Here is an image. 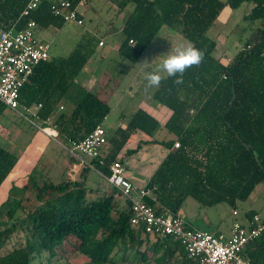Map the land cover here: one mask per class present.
I'll return each instance as SVG.
<instances>
[{
    "label": "trees",
    "instance_id": "trees-1",
    "mask_svg": "<svg viewBox=\"0 0 264 264\" xmlns=\"http://www.w3.org/2000/svg\"><path fill=\"white\" fill-rule=\"evenodd\" d=\"M30 0H0V28H24L34 20L39 29H61L66 21L51 10L52 0H42L30 17L22 12ZM83 20L79 8L88 0H68ZM113 8L132 10L124 20L121 56L137 63L164 27L179 28L191 46L203 53L202 61L179 77H166L153 100L172 111L164 126L145 110H138L126 127L111 137L105 165L109 173L130 136L141 130L154 136L160 129L174 136L153 139L169 153L145 188L153 193L145 202L157 213L178 215L188 197L205 207L228 202L238 210L264 183V0H107ZM252 4L246 18L258 26L227 62L214 55L218 42L207 34L224 10ZM133 43H130V41ZM102 40H82L66 58L40 63L21 89L23 104H42L39 115L52 118L63 142H80L103 125L111 107L92 92L80 90L69 104L58 108ZM7 107L0 102V118ZM52 132V130H49ZM179 143L180 147L175 148ZM127 151V154L138 149ZM73 159V158H72ZM19 157L0 144V187ZM122 161V160H121ZM35 168L22 187L12 186L0 205V264H43L71 247L93 264H129L123 255L132 251L138 264H197L188 259L182 244L171 236L150 239L144 227L131 224V205L113 189L98 199H88L86 181L60 183L35 180ZM245 213L246 219L256 215ZM22 235V237H20ZM17 243L3 253L13 238ZM151 240H154L150 243ZM146 246L145 252L142 249ZM152 252L149 257L148 252ZM254 264H264V233L245 250Z\"/></svg>",
    "mask_w": 264,
    "mask_h": 264
},
{
    "label": "rangeland",
    "instance_id": "rangeland-1",
    "mask_svg": "<svg viewBox=\"0 0 264 264\" xmlns=\"http://www.w3.org/2000/svg\"><path fill=\"white\" fill-rule=\"evenodd\" d=\"M88 1V8L85 5L79 8V11L84 15L82 25L76 22H69L61 29L37 30L38 38L40 37L41 40L48 42L51 46L50 57H68L82 40L97 42L100 37L104 38L103 31L105 29L110 27L113 28V26L114 28L119 27L120 21L115 20L116 10L113 9L107 0ZM251 7L252 4L245 3L240 8L233 11L226 9L223 11L218 21L211 27L207 35L218 42V46L214 51L215 56L221 58L232 57L237 53V47L244 45L255 31L258 22H253L246 18ZM112 20H115V22L109 27V22ZM105 41L107 45L105 47H97L95 54L91 56L87 65L79 75V81L83 76H88L89 74H94L97 77L100 72H105L106 70L110 71L112 70L111 66H117L119 64H112L113 62L109 60V58H113L115 55H113V52L109 48V38L106 37ZM186 46H191V43L181 34L179 28L164 27L141 58L140 64L138 63L136 65L132 63L135 65L134 73H129L128 76L126 75V71L110 72L114 78L109 86L118 89L120 94L118 99L124 97L121 104L116 103L118 100L117 98H113L111 103L113 107L110 114L111 121L105 126L103 125L104 128H108L110 135L117 129V122L119 123V118L122 113L129 116L137 106H142L143 103L151 104L155 102L152 99V94L157 88L156 86L149 85L147 79L143 77H139V83L137 85L131 83L132 80H134V75L137 74L139 76L142 65L146 64L148 66L146 70H144L145 73L161 63L163 55L170 50L176 47ZM105 54H107L108 57H106L104 63H101V56ZM107 64H110V66L107 67ZM127 65L128 64L124 63L123 69ZM132 87L135 88L134 94L130 93ZM112 122H114V125H112ZM126 122L128 123V120ZM49 133L61 140V137L55 132L52 133L49 131ZM35 134L36 130H34V128L19 114L9 108L5 109L4 114L0 118V144L2 146L9 149L20 158L32 142ZM153 149H159V146L148 147L143 150L139 156L131 157L129 155L125 157L128 168L137 171L141 165H145L146 168L153 170L151 169L153 168L151 167L152 162L156 164V161L151 159L153 156ZM85 159L90 161V158L87 156H85ZM138 159L140 160L138 161ZM72 163L74 162L70 159L68 152L55 140L49 138L45 153L39 157L34 167L35 171L33 176L36 181L43 182V180L46 179L48 182L56 184L70 180L83 181V177L80 176V171L75 172L74 175L70 173L69 169L71 170ZM88 175L87 186L100 188L103 194L106 191L112 190L110 183L94 171L89 172ZM102 195L91 191L87 193L88 199L91 200L98 199ZM118 199H121L122 203L125 204L123 197L118 196ZM232 210L233 207L228 202H222L212 207H205L194 198L188 197L179 212L180 215L189 222L188 224L194 225L200 230L227 234L230 232L235 222L244 220L245 213L249 210H255L264 218V184L256 188L248 201L238 203L239 214L237 216L232 214ZM3 220L4 217L0 216V222ZM197 221H204L206 226L204 227L200 223L196 225L195 222ZM20 237H22V235ZM16 241L17 238L14 237L12 243L9 244L2 254L7 253V250L11 251L15 243H17ZM153 241L154 240H151L150 243ZM145 248L146 246L140 250L145 252L147 250ZM73 251L74 249L71 247L59 250L58 256L53 258L50 263L48 262V254H45L43 256V264H93L79 252L75 253ZM130 254H132L130 250H128L126 254L121 252L116 256V259L120 262L123 255H125V259L129 258V264H138V260L135 259L134 253L132 256H129ZM148 255L151 257L152 252L149 251Z\"/></svg>",
    "mask_w": 264,
    "mask_h": 264
},
{
    "label": "built area",
    "instance_id": "built-area-1",
    "mask_svg": "<svg viewBox=\"0 0 264 264\" xmlns=\"http://www.w3.org/2000/svg\"><path fill=\"white\" fill-rule=\"evenodd\" d=\"M42 0H30L22 12V16L30 17L36 11ZM51 10L59 16H63L66 23L76 22L83 24L78 16V10L73 9L68 0H52ZM38 24L29 20L24 28L3 29L0 28V102L10 110L19 114L29 125L53 139L57 138L49 133L55 129L52 118L42 119L39 110L42 104L29 106L21 102V89L33 75L34 69L42 62L50 60L51 46L48 42L38 38ZM130 43H133L131 40ZM104 42H100L103 46ZM227 62L232 57L226 58ZM63 109V107H61ZM108 143L107 131L103 125L95 127L80 142L68 141L61 145L68 154L86 167L97 171L105 178L113 189L131 205V224L134 227H144V234L150 239L173 237L184 247L187 257L197 264H254L246 256L245 250L249 242L259 238L264 233V219L258 214L246 223L236 222L230 235L211 233L189 227L184 219L171 213L162 211L157 213L155 208L145 202V198L152 196V191L147 188H138L125 175V167L121 160L117 159L109 166V173L105 174L95 163L105 165L104 147ZM180 147L179 143L175 148ZM90 158V161L85 159ZM238 215V211H233Z\"/></svg>",
    "mask_w": 264,
    "mask_h": 264
},
{
    "label": "crops",
    "instance_id": "crops-1",
    "mask_svg": "<svg viewBox=\"0 0 264 264\" xmlns=\"http://www.w3.org/2000/svg\"><path fill=\"white\" fill-rule=\"evenodd\" d=\"M113 9L116 10V19L115 20L120 21L119 27H117V28H114V26H113V28L110 27L115 22V20L110 21L109 22L110 28H107L103 31L104 38L103 37L99 38V40H102L104 42V45L103 46L99 45V47H105L107 45L105 38L108 37L109 43H110L109 48L113 52V55H115V56H113V58H109V60H111L113 62L112 64H115V63L116 64L119 63V64L117 66H111L112 70H110V71L106 70L105 72L104 71L100 72L97 77L94 74H89L88 76L87 75L83 76L79 81V77H80L79 76L75 80V82L73 83V85L71 86V88L69 89L67 94H65L63 100L60 102V104L58 106V108L60 110H64V109H61L62 106L70 108L71 105L69 103L72 102L71 100L74 98V96H76L80 92V90H83V91L92 92V93H95L96 95H98L100 98H102L104 101H106L108 103V105L111 107V111H112L113 107H112L111 103L113 101V98L118 99L120 94H119V91L117 88H113V87L109 86L110 83L112 82V79L114 78V76L110 72H114V71L115 72H118V71L124 72V71H126L127 73L126 72L125 73L128 76H129V73L135 72V65H133L132 62H130L129 60L124 59L119 52V48L123 42L122 29L124 26V20L126 19V16L128 15V13L132 10V8L129 7L124 11H118L116 8H113ZM52 29H54V27H50L48 29H41V30H52ZM149 47L147 48V50L149 49ZM145 52H144V54H145ZM144 54L142 55V57L144 56ZM106 57H108L107 54L101 56V63L105 62ZM51 58L57 59V58H66V57H50V59ZM140 61H141V59L135 64L136 65L138 63L140 64ZM124 63H126L128 65L126 66L127 68L125 67L123 69ZM109 66H110V64H107V67H109ZM147 67L148 66L146 64H143L141 67V71L139 72V76L137 74L134 75V80H132L131 83H134L137 85L139 83V81H138L139 77L140 78L143 77L144 79H147L146 78L147 72L144 73V70H146ZM112 86H113V84H112ZM156 89L152 95L155 94ZM134 91H135V88L132 87L130 90V93L134 94ZM152 99H153V96H152ZM123 100H124V97L123 98L120 97L116 103L121 104V102ZM140 109L145 110L152 117L156 118L159 121V123L161 124V126H164L172 115L171 110H169L166 107L159 106V104L156 102H153L151 104L150 103H147V104L143 103L142 106H137L133 110V112L130 113L129 116H126L125 114L122 113L120 118H119V123L117 122V125H118L117 129L121 128V127H126L127 126L126 121L128 120V122H129L132 115H134ZM111 111H110L109 115L106 117L105 121L103 122L104 126L109 121H111L110 120ZM112 125H114V122H112ZM34 130H36V134L34 135L32 142L29 144V146L27 147L25 152L20 156L18 163L16 164L15 168L12 170V172L10 173L8 178L5 180L3 185L0 187V205L7 199L13 185H15L17 187H22L27 183V180H28L32 170L34 169L39 157L42 154H44L46 151V148H47L48 143H49V138H52L49 135H47L46 133H43L42 131L37 130L36 128H34ZM116 130L110 135L108 128L106 129L107 137H108V143L104 147L105 154H108L112 148L111 137L113 136V134H115ZM52 133H54V132H52ZM58 135H59V133H58ZM173 138H174V136L172 134L167 133V131H165L163 129H160L154 136H150L141 130H136L135 132H133L132 135L130 136L129 140L125 144L124 148L121 150V152L119 153V155L117 157V159L122 160V163L124 164L126 177L129 180H131L138 188H145L146 185L148 184V182L150 181L151 177L155 173V171L158 169L160 164L163 162V160L166 158L167 154L169 153V150L164 145H162L160 143H153L151 141L153 139H160V140L166 141V140H170ZM53 140H55V139H53ZM55 141L64 149V147L61 145V141L63 142L62 139L61 140L57 139ZM132 142H135V143H132ZM156 145L159 146V149H153V156L151 159L153 161H156L155 162L156 164H153V162H152L151 167H153V168H151V169H153V170L146 168L145 165H141V167L138 168L137 171L130 170L128 168V166L126 165L125 157H127L129 155L131 157L139 156L141 154V152L143 150H145L146 148L151 147V146H156ZM139 146H140V148L138 149L137 152H134L132 154H127V151L137 149ZM70 159L72 160V162H74V163H72L71 170L69 169L70 173L74 175L75 172L80 171L81 172L80 176H82L83 180L86 181L87 189L91 192H97L100 195H102L103 192L100 188H92L91 186L90 187L87 186L89 172L94 171L99 176H100V174L97 171L86 167L84 164L82 165V163L76 161L75 159H72L71 156H70ZM139 160L140 159H138V161ZM70 181H77V180H70ZM261 184H264V183H261ZM112 190H113V188H112ZM112 190L104 192L103 195L111 193ZM152 197H154L153 194L149 198H152ZM233 211H234V209L232 210V214H233ZM178 215L181 216L180 212L178 213ZM234 216H237V215H234ZM181 217L183 218V216H181ZM183 219L187 224L189 223L186 221L185 218H183ZM262 219H264V218H262ZM246 222H247V219H246V217H244V220L241 221L240 223H246ZM198 223L202 224L204 227L206 226L204 221L195 222L196 225H198ZM188 226L195 228L197 230H200V229L196 228V226H194V225L192 226L191 224H188ZM202 231L209 232L208 230H202ZM211 233H219V232H211ZM230 233H231V230L229 233H227V235H230Z\"/></svg>",
    "mask_w": 264,
    "mask_h": 264
},
{
    "label": "clouds",
    "instance_id": "clouds-1",
    "mask_svg": "<svg viewBox=\"0 0 264 264\" xmlns=\"http://www.w3.org/2000/svg\"><path fill=\"white\" fill-rule=\"evenodd\" d=\"M203 53L196 47H176L163 55L162 62L147 71V82L151 86L158 87L166 77L182 76L188 69L199 65L202 61Z\"/></svg>",
    "mask_w": 264,
    "mask_h": 264
},
{
    "label": "bare ground",
    "instance_id": "bare-ground-1",
    "mask_svg": "<svg viewBox=\"0 0 264 264\" xmlns=\"http://www.w3.org/2000/svg\"><path fill=\"white\" fill-rule=\"evenodd\" d=\"M58 139V138H57Z\"/></svg>",
    "mask_w": 264,
    "mask_h": 264
}]
</instances>
